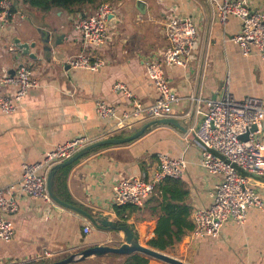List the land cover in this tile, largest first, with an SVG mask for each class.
Listing matches in <instances>:
<instances>
[{"label":"crops","instance_id":"crops-1","mask_svg":"<svg viewBox=\"0 0 264 264\" xmlns=\"http://www.w3.org/2000/svg\"><path fill=\"white\" fill-rule=\"evenodd\" d=\"M10 1L15 11L10 25L0 30V76L11 74L23 64L33 71L37 86L28 90L12 113L0 110V188L20 178L24 163L41 160L54 145L78 134H85L90 143L122 138L154 120L145 119L129 130L106 135L104 130L112 120H100L94 102L103 99L117 113L129 110L132 100L150 105L156 91L146 75L144 62L151 56L157 57L167 43V19L181 15L193 18L197 30L191 60L186 66H163L165 77L180 97L171 118L181 127L154 123L135 139L97 146L69 164L65 187L60 179L59 194L72 202L62 199L54 184L53 190L60 200L94 217L101 213L114 223L120 220L112 201L114 183L126 176L151 178L158 154H166L183 156L186 161L180 180L186 191L184 202L190 207L189 218L192 220L195 209L208 207L219 177L199 167V147L187 131L201 121L207 109L206 100L219 98L225 89L236 99L257 97L264 108L262 62L256 54H242L232 40L239 28L238 18L229 16L225 24L220 23L206 0H139L140 6L138 0H104L102 3L117 7L106 22L108 38L101 46H89L80 41L74 26L79 17L93 14L97 7L85 5L73 12L52 8L43 12L26 3ZM249 2L253 8L264 10V0ZM27 16L30 18L25 19ZM37 27L57 28L54 35L60 43L52 47V56L45 57L39 47L31 49L37 59L9 49L15 37L22 42L36 40ZM80 52L101 59L102 66L97 70L71 67L69 59ZM115 83H122L124 90H115ZM14 90V86H2L0 95L10 96ZM198 93L201 101L199 112H195L190 96ZM257 135L264 142V118ZM239 173L247 175L240 169ZM249 184L264 204V177H252ZM163 186L164 181L157 184L143 205L135 206V211L126 217L139 242L146 246L154 236ZM5 216L12 224L13 238L9 242L0 239V264L49 263L89 246H116L125 241L122 231L98 228L86 215L51 198L20 195L17 210ZM87 225L90 230L85 233ZM111 254L91 255L66 264H113L115 260L119 264L126 256ZM166 254L191 264H264V210L250 207L244 223L227 222L217 237L195 240L189 231ZM147 264L168 263L149 257Z\"/></svg>","mask_w":264,"mask_h":264},{"label":"built area","instance_id":"built-area-1","mask_svg":"<svg viewBox=\"0 0 264 264\" xmlns=\"http://www.w3.org/2000/svg\"><path fill=\"white\" fill-rule=\"evenodd\" d=\"M11 1L0 2V30L10 25L14 12ZM212 14L225 24L229 16L239 20V28L232 36L242 54L259 56L264 68V10L253 8L249 0H206ZM117 7L110 3L100 4L96 11L88 16H81L75 24L80 41L84 45L101 46L107 38V20L113 16ZM21 17H25L20 14ZM74 28V29H75ZM196 27L190 16L172 15L165 23L167 43L159 50V55L151 56L144 62L146 75L156 91V98L143 106L132 100L131 108L117 113L115 107L96 99L95 111L100 120H112L105 128L106 135L129 130L137 122L145 119L167 118L173 115L174 107L179 104L180 97L171 87L164 75V65L186 66L190 60L196 42ZM13 50V44L9 46ZM69 65L74 68L97 70L103 61L94 56L80 52L72 56ZM14 86L12 95H0V110L12 113L28 90L37 86L31 68L19 65L15 74L0 76V88ZM115 90H124L122 83L114 84ZM195 104V112H199L200 94L190 96ZM206 111L201 121L190 128L199 147L198 165L208 174L218 176L211 192L212 203L205 208L193 211L191 237H217L221 228L229 221L244 223L250 207L264 210V204L258 192L249 184L252 177H264V142L257 135L258 127L264 118L262 100L254 96L236 99L225 89L216 99H207ZM256 126L248 133L246 140L240 136ZM90 144L85 134H78L66 142L54 145L43 158L34 163H24L20 178L0 188V239L9 242L13 238V227L6 214L17 210V197L20 195L50 200L47 190V175L53 166L71 157L75 152ZM186 161L183 156L169 157L158 154V163L152 177L126 176L119 178L113 185L112 201L114 205L132 204L142 206L153 193L157 184L166 178L180 179L185 171ZM239 169L247 175L239 173ZM90 226L84 227L87 233ZM16 264H24L18 262Z\"/></svg>","mask_w":264,"mask_h":264},{"label":"water","instance_id":"water-1","mask_svg":"<svg viewBox=\"0 0 264 264\" xmlns=\"http://www.w3.org/2000/svg\"><path fill=\"white\" fill-rule=\"evenodd\" d=\"M138 4L140 6V4H142V3L138 0ZM35 31L38 34V38L36 40H32L31 42H28V41L22 42L19 38L15 37L12 41V44L15 47V49L23 55H28L32 59H37V54L34 51H31V49L37 48V47H39L38 49L45 55V57L48 58V57L52 56L53 55L52 47L55 45H58L60 43V42H58V40L56 38L57 36L54 35V33L57 31V28L56 27H50V28L46 29V28L37 27L35 29ZM20 65H22V64H20ZM14 74H15V70H13V72H11V75H14ZM154 123L171 124L174 126L181 127L180 123L176 119L171 118V117L154 119V120H151V121L143 124L140 128H138L137 130H135L134 132H132L131 134H129L125 137L107 138V139L98 140L96 142L90 143V144L84 146L83 148H81L80 150H78L77 152H75L68 159H66L63 162H60V163H58L52 167V169L49 171V173L47 175V190H48L50 198L62 206L74 209V210L86 215L89 218V220L92 222V224L98 228H103L105 230L118 229V230L122 231L124 233V236H125V241L119 245H116V246H112V245L89 246V247L84 248L80 252L72 253L63 259L56 260L53 262H49L47 264H66V263H70V262L80 261V260L84 259L85 257L91 256V255L100 256V255L107 254V253H113V254H118V255H129L132 253H141L147 257L156 258V259L164 261L168 264H191L188 262H184V261H182L176 257L171 256V255H168V254H166L160 250H157V249H154V248H151L149 246L141 244L139 242V240L137 239V237L134 236L132 230L127 225H117L116 226L113 222H111L107 219V216H104L101 213L95 217L88 215L87 213L80 210L79 208L60 200L56 196V194L54 193V190H53V177H54V174L58 168H61V167H64V166L71 164L77 158H79L80 156H83L89 150H91L97 146L104 145V144H118V143H123V142L130 141L132 139H135L138 136H140L142 134V132L148 126H150ZM255 129H256V126H252L248 131H246L243 135L240 136V139L246 140L248 138V133L250 131H254Z\"/></svg>","mask_w":264,"mask_h":264},{"label":"trees","instance_id":"trees-1","mask_svg":"<svg viewBox=\"0 0 264 264\" xmlns=\"http://www.w3.org/2000/svg\"><path fill=\"white\" fill-rule=\"evenodd\" d=\"M2 0H0L1 2ZM22 3L28 4L30 7L37 10L47 12L52 8H61L68 12L78 10L80 7L88 5L98 7L104 0H21ZM11 11H14L11 5ZM71 165H67L58 169L54 175L53 184L54 190L66 202H72L68 196H62L58 192V184L62 178V185L65 183V176L67 175ZM65 187V186H64ZM186 191L182 188L180 179L166 178L164 186L161 190V199H158L159 216L156 220L154 228V236L147 241V246L160 250L167 251L175 247L185 235L194 227L192 220L189 218L190 207L184 202V195ZM68 195V193H66ZM156 200V198H154ZM114 210L120 220L114 221L116 225H127L137 236L132 225L126 222V217L132 211H135V205L123 204L114 205ZM126 216H123L126 213ZM115 257L118 254H111ZM149 257L141 253H132L126 255L119 264H147ZM47 262H40L37 264H46Z\"/></svg>","mask_w":264,"mask_h":264},{"label":"rangeland","instance_id":"rangeland-1","mask_svg":"<svg viewBox=\"0 0 264 264\" xmlns=\"http://www.w3.org/2000/svg\"><path fill=\"white\" fill-rule=\"evenodd\" d=\"M17 3H22V1L21 0H15ZM14 8V7H13ZM15 11V10H14ZM28 18H30L29 16H27L25 19H28ZM28 21V20H27ZM162 252H164V251H162ZM166 252H168V250L167 251H165L164 253H166ZM168 255H170V254H168ZM118 262L119 261H114V263L113 264H118Z\"/></svg>","mask_w":264,"mask_h":264}]
</instances>
